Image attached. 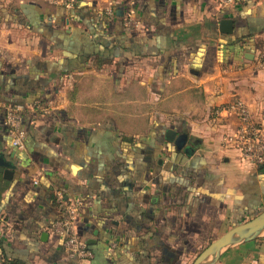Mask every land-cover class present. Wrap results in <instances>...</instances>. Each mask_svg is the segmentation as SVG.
Returning a JSON list of instances; mask_svg holds the SVG:
<instances>
[{
    "label": "crops",
    "instance_id": "obj_1",
    "mask_svg": "<svg viewBox=\"0 0 264 264\" xmlns=\"http://www.w3.org/2000/svg\"><path fill=\"white\" fill-rule=\"evenodd\" d=\"M262 56L264 0H0V156L14 165L0 179V264H79L52 229L57 190L83 202L89 264H192L253 216L264 168L240 159L239 120L216 110L240 98L264 124ZM9 104L24 106L22 148ZM215 264H264V236Z\"/></svg>",
    "mask_w": 264,
    "mask_h": 264
},
{
    "label": "built area",
    "instance_id": "obj_2",
    "mask_svg": "<svg viewBox=\"0 0 264 264\" xmlns=\"http://www.w3.org/2000/svg\"><path fill=\"white\" fill-rule=\"evenodd\" d=\"M221 7L231 8L237 0H217ZM72 3V0H69ZM112 15V10L106 9L101 13V18ZM126 24L138 25L133 12L126 18ZM259 68H264V56L258 62ZM24 106L20 104H9L5 106V122L11 136L14 147L24 146V132L21 129ZM222 113L234 115L239 120L238 128L234 135L229 136L228 141L237 150L240 159L254 166L264 165V124L257 122L250 110L249 105L242 99H235L232 103L220 107L216 114ZM56 203L61 209L60 218L53 224L55 233L64 237L66 256L77 259L79 264H89L94 254L86 242L77 234V217L83 202L79 199L69 198L63 191L55 192Z\"/></svg>",
    "mask_w": 264,
    "mask_h": 264
},
{
    "label": "water",
    "instance_id": "obj_3",
    "mask_svg": "<svg viewBox=\"0 0 264 264\" xmlns=\"http://www.w3.org/2000/svg\"><path fill=\"white\" fill-rule=\"evenodd\" d=\"M220 31L223 33H233L234 20L222 19L219 25ZM170 137L176 141L178 147L185 145L187 136H176V132L171 131ZM14 165L7 162L0 156V179L10 178L13 175ZM264 232V210L255 217L241 224L235 225L225 234L211 242L193 261L192 264H215L221 251L226 247H231L235 244L253 240L259 237Z\"/></svg>",
    "mask_w": 264,
    "mask_h": 264
},
{
    "label": "rangeland",
    "instance_id": "obj_4",
    "mask_svg": "<svg viewBox=\"0 0 264 264\" xmlns=\"http://www.w3.org/2000/svg\"><path fill=\"white\" fill-rule=\"evenodd\" d=\"M264 210V207H262L258 212H256L253 216H251L250 218H248L247 220H250L251 218H253V217H255L257 214H259L260 212H262ZM246 220V221H247ZM241 223H243V222H241ZM240 222H237V223H235L236 225H238V224H241ZM234 224V225H235ZM231 228L233 227L232 225L230 226ZM264 236V232L260 235V237H263ZM200 252L201 251H198V252H196V254H194V257L196 256H198L199 254H200Z\"/></svg>",
    "mask_w": 264,
    "mask_h": 264
},
{
    "label": "trees",
    "instance_id": "obj_5",
    "mask_svg": "<svg viewBox=\"0 0 264 264\" xmlns=\"http://www.w3.org/2000/svg\"><path fill=\"white\" fill-rule=\"evenodd\" d=\"M129 13H130V12L127 13V16H128ZM126 18H127V17H126ZM126 18H125V19H126ZM99 61L102 62V63H105L103 60H99ZM262 167L264 168V165H263ZM207 246H208V245H206V244L203 245L202 247H200L199 251L202 252ZM201 252H200V253H201Z\"/></svg>",
    "mask_w": 264,
    "mask_h": 264
}]
</instances>
